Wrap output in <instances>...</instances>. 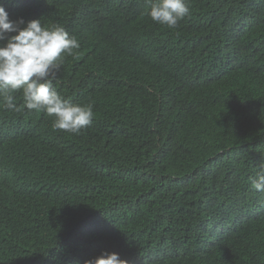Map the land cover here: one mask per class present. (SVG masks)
Wrapping results in <instances>:
<instances>
[{
  "label": "trees",
  "instance_id": "1",
  "mask_svg": "<svg viewBox=\"0 0 264 264\" xmlns=\"http://www.w3.org/2000/svg\"><path fill=\"white\" fill-rule=\"evenodd\" d=\"M188 2L169 29L147 0H0L77 37L53 83L94 111L71 134L0 98V264H264V0Z\"/></svg>",
  "mask_w": 264,
  "mask_h": 264
},
{
  "label": "clouds",
  "instance_id": "2",
  "mask_svg": "<svg viewBox=\"0 0 264 264\" xmlns=\"http://www.w3.org/2000/svg\"><path fill=\"white\" fill-rule=\"evenodd\" d=\"M147 3L149 5L147 15L151 20L169 29L177 28L179 21L190 13L188 0H147ZM53 10L60 22L66 25V15L57 13L59 11L66 14L64 5ZM80 46L77 37L71 35L63 25L46 27L42 25L41 19L27 22L23 18L12 20L3 4H0L2 107L6 110H21L14 103L15 94L21 93L22 107L28 111L45 112L48 116L54 117L52 126L56 130L80 134L90 127L94 117L93 105L72 103L57 91L53 83L64 58L73 56ZM112 51L113 49H107L95 54L99 57ZM16 153L20 159L27 158L31 155V148L13 147L11 152L4 154V157H14ZM251 186L254 190L264 193V169L257 173ZM80 264H128V262L121 259L116 252H102L93 259L81 260Z\"/></svg>",
  "mask_w": 264,
  "mask_h": 264
}]
</instances>
